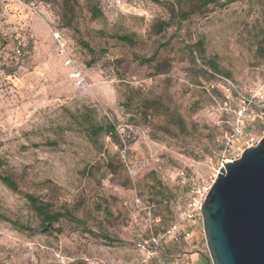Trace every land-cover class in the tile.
<instances>
[{"label": "rangeland", "instance_id": "374dc122", "mask_svg": "<svg viewBox=\"0 0 264 264\" xmlns=\"http://www.w3.org/2000/svg\"><path fill=\"white\" fill-rule=\"evenodd\" d=\"M113 1L0 0V215L27 228L0 219V264H160L138 244L213 185L225 134L237 159L264 137V0ZM25 194L82 223L45 233ZM184 228L161 258L212 264L202 219Z\"/></svg>", "mask_w": 264, "mask_h": 264}, {"label": "water", "instance_id": "95a60500", "mask_svg": "<svg viewBox=\"0 0 264 264\" xmlns=\"http://www.w3.org/2000/svg\"><path fill=\"white\" fill-rule=\"evenodd\" d=\"M202 222L212 264H264V137L220 168Z\"/></svg>", "mask_w": 264, "mask_h": 264}, {"label": "built area", "instance_id": "2783aa9c", "mask_svg": "<svg viewBox=\"0 0 264 264\" xmlns=\"http://www.w3.org/2000/svg\"><path fill=\"white\" fill-rule=\"evenodd\" d=\"M113 3L117 7H122L123 5L122 0H114ZM53 35L57 42L59 54L64 58V62L66 66L72 68L73 70L72 77L78 84L80 85L83 84L85 82L84 76L82 72L75 66V62L71 56V53L69 52V48L66 40L59 32H54ZM114 126L116 133L118 134L121 141L120 152L125 157L127 154V142L129 137L126 134V130L124 127H122L121 125H114ZM243 135H244V131L240 126L233 128V130L230 133L225 134L224 137L225 146L223 149V161L221 165L222 167L224 166V164L232 163L235 160H237V158H233V155L235 154V143L239 138L243 137ZM179 176L183 180H185L186 178V175L183 172H181ZM211 187L198 188L196 191H194L195 199L192 202H190V204L187 207V210L180 216L179 221L167 231L164 237H158V238L153 237L151 240L138 244V247L142 248L143 250H147V249L152 250V254L160 258V264H171L169 258L167 257L161 258L160 244L162 240L164 238H172L178 242L181 240L190 239L192 237V233L189 230L185 229L184 227L189 223H194L198 219H202V206L205 202V199ZM184 264H191V263L185 262Z\"/></svg>", "mask_w": 264, "mask_h": 264}, {"label": "trees", "instance_id": "16d2710c", "mask_svg": "<svg viewBox=\"0 0 264 264\" xmlns=\"http://www.w3.org/2000/svg\"><path fill=\"white\" fill-rule=\"evenodd\" d=\"M146 1H152V2H156V3H160L161 2V0H146ZM210 3H212V2H210ZM1 41H3V35L0 32V42ZM101 131H103V132L105 131V133H107L111 137H116L117 136V133H116V130H115V126L111 125V124H109L107 128H103ZM1 166H2V164H1V160H0V167ZM1 180H2V183L6 187H8L10 190H12L14 192L22 193L18 182L15 180V178L13 176H11V175H3ZM25 198L30 203L33 211L36 213V215L41 220L42 226L44 228L43 231L45 233H49L53 229L54 225L58 224L63 219L68 220V221H72V222L78 223V224L82 223L80 220H77L76 218H74L69 213L54 211L48 205H46L45 203L41 202L34 195L25 194ZM0 219L11 223L14 227H16V228H18L20 230H27V228L25 226H23V225H21V224H19L17 222H11L5 216L0 215ZM168 239L171 242L175 243V244H179L180 242L183 241V240H181V241L177 242V241H175L172 238H168ZM161 247H162V242L160 244V250H161ZM169 258H174L175 259V257H169ZM176 258L179 259V257H176Z\"/></svg>", "mask_w": 264, "mask_h": 264}, {"label": "crops", "instance_id": "0c3cea01", "mask_svg": "<svg viewBox=\"0 0 264 264\" xmlns=\"http://www.w3.org/2000/svg\"><path fill=\"white\" fill-rule=\"evenodd\" d=\"M187 252H182L181 256H178L179 259L182 261V262H191V264H208V260L207 259H203L202 261H199L196 257L200 256V254L198 253H194L193 255H190V259H188L189 257L187 256L186 254ZM183 263V264H184Z\"/></svg>", "mask_w": 264, "mask_h": 264}]
</instances>
